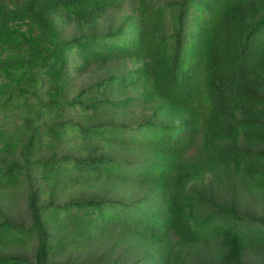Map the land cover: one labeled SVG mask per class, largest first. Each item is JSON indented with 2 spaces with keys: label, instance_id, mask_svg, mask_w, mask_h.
<instances>
[{
  "label": "trees",
  "instance_id": "1",
  "mask_svg": "<svg viewBox=\"0 0 264 264\" xmlns=\"http://www.w3.org/2000/svg\"><path fill=\"white\" fill-rule=\"evenodd\" d=\"M215 181L264 193V0H0V264H247Z\"/></svg>",
  "mask_w": 264,
  "mask_h": 264
},
{
  "label": "rangeland",
  "instance_id": "2",
  "mask_svg": "<svg viewBox=\"0 0 264 264\" xmlns=\"http://www.w3.org/2000/svg\"><path fill=\"white\" fill-rule=\"evenodd\" d=\"M78 80L82 81V77H80ZM217 179H222V178L219 177ZM214 185L215 186L218 185L219 187V190L217 187V192H215V199L218 202H223L227 204L236 203L241 211H247L249 212V214H252V215L255 214L260 217L264 216V193L263 192L251 191L248 189H244L242 191L237 192L233 190L232 187H230V185H225V183L218 182V181H215ZM74 189L75 190H70V191L65 190L66 192L63 194V196L65 194L70 196L73 192L81 191L80 187H75ZM6 207H9L11 209L13 208L12 212L14 213L15 216L23 217L26 211L25 197L19 195L18 199H13L12 201L6 200ZM138 235H139V231L137 234H135V236H138ZM141 236L142 234L139 237ZM114 237L115 236H111L108 240H111ZM136 240L138 241V239ZM109 243L110 242L107 241V244ZM127 244L128 242H126L125 240L119 239V242H117V246H115V249L117 252L114 253L112 257H121L123 260L129 259V258L136 259L140 250L145 249L146 247L145 245H148V241L145 240L144 242H141V244L136 245L135 252L134 251L126 252V249L129 246ZM95 245H96V249L101 248V240L98 239L97 242H95ZM91 248H92L91 246H89V249L88 247H86L82 249L81 252L80 251L77 252V254H80L81 256H86L87 251H90ZM213 248H215V242H211L207 239H202L197 248L198 252L195 253V259L193 260L194 261L197 260V262L199 261H203V262L210 261L211 262L214 258ZM5 249L7 250L13 249V250H18V251H31L32 245L30 243L27 245L10 244V245H7ZM245 259L247 261V264H264V249L261 248V246L260 247H257V246L248 247L245 250Z\"/></svg>",
  "mask_w": 264,
  "mask_h": 264
}]
</instances>
